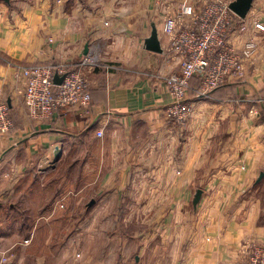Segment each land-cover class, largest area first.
Instances as JSON below:
<instances>
[{"label": "crops", "instance_id": "crops-1", "mask_svg": "<svg viewBox=\"0 0 264 264\" xmlns=\"http://www.w3.org/2000/svg\"><path fill=\"white\" fill-rule=\"evenodd\" d=\"M181 1L165 4L172 11ZM160 8L152 0H0V97L13 121L0 137V233L7 235L0 234V259L7 264H75L88 256L78 251V230L119 227L127 195L156 196L154 207L143 208L157 213L155 247L148 252V231L140 235L148 253L136 264H246L250 248L264 246V49L245 62L242 79L201 97L190 86L192 114L179 127L165 116V78L178 62L166 51ZM242 22L228 44L262 43L254 25H264V0H253ZM152 24L161 53L144 47ZM85 56L97 61L81 68L90 111L29 118L21 69H74ZM55 145L62 154L53 165ZM196 189L202 194L193 207ZM88 196L93 203L82 205ZM40 210L48 217L40 220ZM85 211L84 220L69 215ZM39 228H48L47 237ZM26 229L33 234L20 240ZM115 246L103 259L129 261V251L117 255Z\"/></svg>", "mask_w": 264, "mask_h": 264}, {"label": "built area", "instance_id": "built-area-1", "mask_svg": "<svg viewBox=\"0 0 264 264\" xmlns=\"http://www.w3.org/2000/svg\"><path fill=\"white\" fill-rule=\"evenodd\" d=\"M165 0H156L162 11V33L167 39L166 51L178 62V70L165 78L170 102L165 116L177 126H184L192 114L188 91L193 77L200 79L196 96H206L229 80L245 76V62L264 41L247 40L235 48L228 44L234 27L244 29L242 19L229 8L232 0H207L200 6L180 2L172 11H165ZM264 32V25L255 23ZM97 61L85 56L80 65L69 69L64 65L43 64L23 67V105L32 120L50 119L68 107H79L88 113L91 108L89 85L81 68L96 65ZM54 75L63 76L59 84ZM13 128L8 103L0 97V137ZM103 131L96 135L100 137ZM62 205V204H61ZM0 264H7L1 257ZM246 264H264V246H252Z\"/></svg>", "mask_w": 264, "mask_h": 264}, {"label": "rangeland", "instance_id": "rangeland-1", "mask_svg": "<svg viewBox=\"0 0 264 264\" xmlns=\"http://www.w3.org/2000/svg\"><path fill=\"white\" fill-rule=\"evenodd\" d=\"M153 2H156V0H152ZM165 1H170V0H165ZM164 1V2H165ZM198 2H196L197 6H200L203 2L207 1V0H196ZM181 2H187V0H182ZM180 3V2H179ZM190 4H194L192 2V0L189 2ZM165 7V11L167 10H171L170 9V3H166L164 5ZM161 10L163 9V7L160 8ZM191 86V84H190ZM196 92H195V96H196ZM189 97V96H188ZM190 102V100H189ZM191 103V102H190ZM191 117V116H190ZM190 117L188 118V120L190 119ZM187 120V121H188ZM187 123V122H186ZM181 127V126H179ZM61 157V156H60ZM60 159V158H59ZM58 159V160H59ZM58 160L56 162L53 163L57 164ZM49 169H52V167H49ZM64 170V169H63ZM90 196V195H89ZM87 197L86 199L82 200L83 204H87L89 202V198ZM97 198V197H94ZM9 201V200H8ZM11 201V200H10ZM13 201H15V199H13ZM70 202V201H68ZM67 202V203H68ZM156 203V196H139V195H127V196H122L121 200H120V204L126 206L125 209L126 211H120L117 212V217H118V223H119V227L116 228H105V229H95V228H88V227H84L79 229V235H81L80 237L83 238L82 242L80 241L79 243V249L78 251H83L85 254L87 253L88 256H81L75 264H112V262L114 264H124L125 262H128L131 264H136L137 262H135L134 257L135 256H141L145 257V253H148L150 251H153L154 247H155V237L151 236V234L155 233V225H156V216L157 213L154 211V209H148V211L144 210L143 208L146 207L148 205H151L154 207ZM57 207L61 208L62 202H58L57 203ZM43 210H40L38 213H36L37 215H41L43 214ZM21 216H26L28 213L26 212H20L19 213ZM35 214V213H34ZM61 215V213H60ZM69 215H72V218L77 221L80 218V215H83V220L87 219L89 215H91V212H87L85 211L84 213L81 212H76V213H69ZM43 216L42 218H40V220L45 219V217L48 216ZM87 216V217H86ZM148 220L147 224L145 225L146 227L140 226L143 223V220ZM39 230L41 231V236L42 237H47L48 235V228H39ZM66 230H68V228H66ZM75 230L73 228V233L74 235ZM69 231V230H68ZM77 231V232H78ZM148 231V238H149V243L150 246L148 247V252L145 251V249H143V247L140 246V235H143L147 233ZM54 234H56L55 230L53 229ZM30 233V231H27L24 234H22L21 232V237L20 240H23L25 236H31L32 234L30 233V235L28 234ZM72 233V232H71ZM1 235L5 233L1 232ZM51 234L50 236L54 235ZM7 236V235H5ZM151 236V238H150ZM79 237V238H80ZM123 238L126 241H130V245L127 246V248L130 247V249L125 248V246H123ZM130 239V240H129ZM115 240V247H116V253L117 255L122 252L125 251H129V255H130V260L129 261H124L121 259H117L115 261H108V259H103L104 258V254H106L108 251H110L111 247H112V243ZM25 243V240H24ZM81 253V252H80ZM154 253V252H153ZM99 256H103L102 259L96 260V258L98 259ZM94 257V258H93ZM154 259V258H152ZM139 260V258H138ZM149 264H155V260H149Z\"/></svg>", "mask_w": 264, "mask_h": 264}, {"label": "water", "instance_id": "water-1", "mask_svg": "<svg viewBox=\"0 0 264 264\" xmlns=\"http://www.w3.org/2000/svg\"><path fill=\"white\" fill-rule=\"evenodd\" d=\"M252 1L253 0H232L229 3V8L237 17L243 19L247 15L248 11L251 9ZM144 47L147 50L153 51L156 53L162 52L160 40L158 37V32H157L156 27L153 24L151 26V32L149 36L146 37V39L144 40ZM85 50H86V47H85ZM85 50H84V53H85ZM62 78L63 76L54 75L53 81L54 83L59 84ZM61 154H62V148L58 145H55L52 150L51 162L52 163L56 162L60 158ZM261 176H262V173H260L259 178ZM201 194H202L201 189L195 190L194 195L192 197V201H191L193 207H195L198 204ZM92 203H93V200L89 201L88 206H90Z\"/></svg>", "mask_w": 264, "mask_h": 264}, {"label": "trees", "instance_id": "trees-1", "mask_svg": "<svg viewBox=\"0 0 264 264\" xmlns=\"http://www.w3.org/2000/svg\"><path fill=\"white\" fill-rule=\"evenodd\" d=\"M190 84H191V89H190V94L191 95H193V96H195V92H196V90L198 89V87H199V84H200V79L198 78V77H193L192 79H191V81H190ZM222 87V85H220V86H218L217 88H215L214 90H217V89H219V88H221ZM213 90V91H214ZM90 95H91V93H90Z\"/></svg>", "mask_w": 264, "mask_h": 264}]
</instances>
